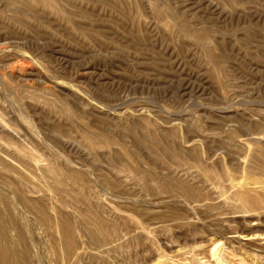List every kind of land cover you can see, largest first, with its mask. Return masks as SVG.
Returning <instances> with one entry per match:
<instances>
[{
	"label": "rangeland",
	"instance_id": "rangeland-1",
	"mask_svg": "<svg viewBox=\"0 0 264 264\" xmlns=\"http://www.w3.org/2000/svg\"><path fill=\"white\" fill-rule=\"evenodd\" d=\"M61 224L76 264H264V0H0V243L57 264Z\"/></svg>",
	"mask_w": 264,
	"mask_h": 264
},
{
	"label": "bare ground",
	"instance_id": "bare-ground-1",
	"mask_svg": "<svg viewBox=\"0 0 264 264\" xmlns=\"http://www.w3.org/2000/svg\"><path fill=\"white\" fill-rule=\"evenodd\" d=\"M219 184H220V187H221V185H223L222 183H219ZM253 185H255V184H253ZM243 186H245V185H243ZM220 187H218V188H220ZM236 199L239 200L243 205L244 204L245 205H248L252 209H257L258 208V199H257V197H254V196H251V195L243 194L242 193V194H237L236 195ZM119 230L120 229H116V228L114 229L113 228L112 229V232H108V234L102 233V232L100 233V231H93L92 235L94 236V239H95V242H96L95 244L96 245L94 243L93 244L96 247H99L100 248V247L103 246V244L105 242H107L108 237H112V245L113 244H115V245L117 244L116 245V248L117 247L118 248L122 247L123 246V240L120 239ZM60 233H61V247H60L61 249L58 248V247H56V252H57V254L60 257L59 258V261L57 259V261H58L57 264H76L75 263V251H74L75 250L74 249L75 248L74 247V239H73V235L71 233V229L67 225L63 226V224H61V226H60ZM101 240H105V242H103ZM0 242H1V240H0ZM90 242H91V240H90ZM55 246H57V245H55ZM105 247H106V245H105ZM4 249H3L2 243H0V264H20V262L18 260L16 261L15 258H12V257L8 256V253ZM89 263H90V261H89Z\"/></svg>",
	"mask_w": 264,
	"mask_h": 264
}]
</instances>
